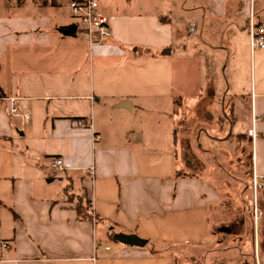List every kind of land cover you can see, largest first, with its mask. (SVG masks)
<instances>
[{
    "label": "crops",
    "instance_id": "1",
    "mask_svg": "<svg viewBox=\"0 0 264 264\" xmlns=\"http://www.w3.org/2000/svg\"><path fill=\"white\" fill-rule=\"evenodd\" d=\"M100 3L111 34L91 46L82 30L64 34L76 22L67 0H0V264H184L211 249L227 194L214 171L188 173L193 147L175 118L190 86L201 103L202 92L217 96L219 51L249 80L244 94L225 89L241 99L228 106V135L247 136L251 175H264V121L254 144L247 135L252 109L264 119V49L251 50L264 0ZM189 46L207 87L176 79L184 58L173 48ZM13 97L30 120L10 113ZM151 112L166 116L153 126ZM203 136L201 126L195 143ZM56 158L62 170L49 168ZM120 234L147 244L111 246Z\"/></svg>",
    "mask_w": 264,
    "mask_h": 264
},
{
    "label": "rangeland",
    "instance_id": "2",
    "mask_svg": "<svg viewBox=\"0 0 264 264\" xmlns=\"http://www.w3.org/2000/svg\"><path fill=\"white\" fill-rule=\"evenodd\" d=\"M196 52L197 49L191 46L186 52H182L177 47L173 48L174 58L178 56L184 58L183 64H176V79L178 82L186 80L191 84V79L198 76L202 78L203 87H207L211 84V81H207L205 78L209 68L205 65L206 63L202 62L197 69L193 61ZM218 56L220 59L215 60L216 67L213 68L214 74L219 77L217 89L214 90L217 96L210 95L209 97L208 93L202 92L205 101L201 103L200 99L195 97L190 86L188 88L189 95L181 94V98L176 101L178 114H176L175 123L180 126V123L183 122V127L190 140L188 146L193 147L192 152L187 155L188 164H191L188 173H212L214 171L220 189L227 194L222 204L212 212V216H214L212 217V231L217 238L216 244L199 259L190 263L184 262V264H264V187L257 192L254 191L247 136L235 133L228 135L226 127L229 124L226 114L231 117V112L228 109L229 104H238L241 99L240 97L234 98L233 89L228 93L225 89L234 86L237 88L235 90L244 94L249 80L244 68L235 69L231 58L228 61L229 57L226 51H219ZM221 59H223V67L219 66ZM223 98L225 99L224 111L221 105H218L220 101H223ZM208 113L213 115L211 120L206 118ZM164 116L166 114L153 112L144 115L146 123L153 126H157L158 119L162 122ZM235 116L240 119L241 112L237 111ZM167 117L173 120L172 114H167ZM201 126L215 140L209 141V136L207 139L204 138L206 136H203L198 144L195 143L194 139L197 138L196 134ZM224 129L227 130L224 131ZM220 138H225V140L219 141ZM206 148L213 149V152L211 155L201 158L198 153ZM185 173L187 174V171ZM223 229L231 230V232H223ZM109 241L113 247L118 242L112 239Z\"/></svg>",
    "mask_w": 264,
    "mask_h": 264
},
{
    "label": "built area",
    "instance_id": "3",
    "mask_svg": "<svg viewBox=\"0 0 264 264\" xmlns=\"http://www.w3.org/2000/svg\"><path fill=\"white\" fill-rule=\"evenodd\" d=\"M72 16L75 19V27L77 30H82L89 39L90 45H101L110 37V23L108 16L101 9V0H67ZM264 49V28L256 27L252 24L251 26V50ZM11 108L10 113L13 116L23 117L25 120H30V116L26 113L20 112L17 106L18 98L13 97L8 99ZM264 119L261 115L257 114L252 109L251 114V127L248 130V136L252 143L260 136V129ZM79 125L85 126V122H79ZM49 168L51 170H62L64 163L62 159H51L49 162ZM252 184L254 191L257 192L259 189L264 187V175L253 174ZM95 218V217H93ZM96 219V218H95ZM4 249H10L8 243H3ZM99 249L100 246L97 245ZM107 251L109 248L106 249Z\"/></svg>",
    "mask_w": 264,
    "mask_h": 264
},
{
    "label": "water",
    "instance_id": "4",
    "mask_svg": "<svg viewBox=\"0 0 264 264\" xmlns=\"http://www.w3.org/2000/svg\"><path fill=\"white\" fill-rule=\"evenodd\" d=\"M77 31V28L75 26L67 29L64 34L65 35H69L72 33H75ZM163 55H170V51H166V53L164 52ZM115 239L125 245H134L137 247H144L147 244L146 240L140 239L137 236H127V235H116Z\"/></svg>",
    "mask_w": 264,
    "mask_h": 264
},
{
    "label": "trees",
    "instance_id": "5",
    "mask_svg": "<svg viewBox=\"0 0 264 264\" xmlns=\"http://www.w3.org/2000/svg\"><path fill=\"white\" fill-rule=\"evenodd\" d=\"M163 20V19H162Z\"/></svg>",
    "mask_w": 264,
    "mask_h": 264
}]
</instances>
